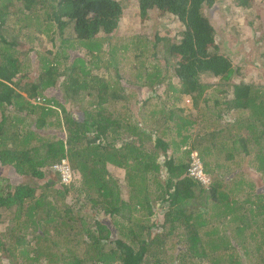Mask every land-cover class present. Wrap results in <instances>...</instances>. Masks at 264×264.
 I'll use <instances>...</instances> for the list:
<instances>
[{"label":"trees","instance_id":"obj_1","mask_svg":"<svg viewBox=\"0 0 264 264\" xmlns=\"http://www.w3.org/2000/svg\"><path fill=\"white\" fill-rule=\"evenodd\" d=\"M217 1L138 0L144 20L156 12L176 21L174 34L165 28V35L134 36L126 44L130 72L122 74L111 57V72L101 74L100 59L86 67L71 49L84 46V55L98 58L103 40L114 43L127 0H0V167L29 180L13 185L0 172V224L8 222L11 234L10 242L1 234L2 255L20 264H176L165 256L181 244L179 264H248L253 257L264 264L261 246L250 249L258 234L244 235L264 220V191L245 192L240 201L232 196L245 191L243 181L205 187L188 175L193 151L203 161L213 153H225V162L244 155L264 174V83L248 82L220 53L217 28L204 13ZM43 33L52 57L32 63ZM247 57L250 64L259 59L253 51ZM135 83L149 88L147 100L134 102ZM156 97L189 100L191 108L164 107L146 117ZM196 125L203 128L194 140ZM53 127L62 136L51 139ZM172 146L186 147L182 157H170ZM64 163L79 185L62 181L55 169ZM109 166L125 172L126 197ZM216 210L221 214H211ZM210 215L231 219L235 235L213 226L202 235Z\"/></svg>","mask_w":264,"mask_h":264},{"label":"rangeland","instance_id":"obj_2","mask_svg":"<svg viewBox=\"0 0 264 264\" xmlns=\"http://www.w3.org/2000/svg\"><path fill=\"white\" fill-rule=\"evenodd\" d=\"M126 5L127 6L124 8V14L120 20L119 31L117 32L116 37L113 40V42L117 44L102 39L103 43L101 44V48H100L101 52L98 53V58H93L90 55H84V53L88 52V50L84 46H82V48L78 47L75 49L74 48L71 49L73 53L76 54L75 57L82 59L84 61L86 67L93 62L97 64V60L100 59L101 63L99 65L102 69L100 73L102 74V72H106L105 74H109L111 71L109 69L105 71V65L107 64L108 60L112 57L117 59V62L118 61L121 62L120 65L119 63L115 65V66H119L120 72L122 74H128L132 67L131 53H133V49L131 51L132 44L131 45H126V44L129 43L134 36L152 37L155 33H160L161 31L164 32L163 34L162 33L161 34L165 35L166 33L165 28L170 30L172 32L171 36H173L176 26L175 23H177L176 21L169 23V24H173L171 26L168 23H166V21L164 20L162 21V19L159 18L158 15H155L156 12L154 11H153L154 13H150L149 18L147 20H144L140 15L138 0H127ZM204 13L217 28L218 32L216 36V44L218 45L220 53L224 54L227 57H230L234 67L239 66L242 69H244L243 74L245 75L246 79H248V82L254 83L256 85L264 83V0H244V1L218 0L213 8L206 10ZM37 24L38 23H35L32 26V28L29 30L33 32L36 29ZM166 24L168 25L164 27ZM51 33L52 32L50 31V34ZM232 33H234V36ZM47 37L48 34L43 33L42 36L44 40V43L42 44L43 47L41 50H39L40 55L33 57L32 63H35L36 60L40 58L50 59L52 57L47 53V51L52 50L53 44L48 42L49 37L48 38ZM56 38H57L56 40H58L57 42H59L60 38L59 37ZM112 45H115L116 50L113 49ZM124 46H128V47H124ZM252 51L254 52V55L259 56V59L255 57L254 63L250 64L246 62L249 59L247 57V54ZM245 57H246V61H245ZM140 62H143L142 58L138 60L137 64ZM147 62L149 61H146V64ZM244 62H246L245 65ZM70 64L71 62L69 61L68 65ZM62 70L63 68L61 67V71ZM209 78L210 77H208V79ZM234 81L238 82L236 80ZM138 86L139 85H137L136 83L135 85L131 86V88L135 89L136 91L133 97L134 102H136L138 98H142L144 101L147 100L149 97V88L142 89ZM208 94H211L212 96L220 95L215 92L213 93L211 90L208 92ZM166 101L156 97L155 99L152 100V102L150 101L151 103L146 107L143 114L147 117L148 114L153 110L160 112L161 109H163L164 107L168 108V110H171L172 108L178 109L182 107L187 109L190 108L191 105L187 101H185L183 105L174 104V103L167 104ZM78 107L79 106H76L71 109H73L74 112L77 113L79 111ZM159 115L160 113H157V116ZM227 121H229L228 118ZM196 126L200 130L197 129L196 127L193 128L194 140L196 138V135L197 134L199 135L203 128V126L202 127L199 125ZM48 133H50L51 139L53 134H59L62 136V134L60 133V129L55 127L50 128L46 132V134ZM176 141L179 142V139ZM189 144H192V142H190ZM173 149H175V151L169 152L170 157H174L175 159H178L179 157H182L183 153L186 150V147L183 146L179 150H177L174 146H172L171 150ZM213 154L214 155L211 157L204 158L205 159L204 161L201 160L203 166L205 165L204 163L207 162L210 164L209 167L212 176V182L222 181L226 186L228 185L229 187H233L232 185H230L231 180H232V184L240 183V181H243L241 188H243L245 191L237 194V196H232V197L240 201H243V199L239 197L245 198L243 194L245 192H250L256 195L264 191V174H262L259 170H257L258 164L257 162H255L254 159L246 158L244 155H241L240 157H236L233 162H225L226 160L225 153L222 154L213 153ZM160 159L162 160V162H164L165 160V158L161 156ZM186 159H187L186 157L183 158V160ZM109 170L111 174L117 180H119L120 186L123 187V195L126 197L128 193H127V188H125L126 186L125 172L113 166H109ZM0 172L3 174L4 177H6L9 180L8 182L13 185H18L22 182L29 181L27 177L17 175L14 172V170L9 167H5V168L0 167ZM46 178L48 179V177ZM75 182L77 183V185L80 184L79 180L78 181L75 180ZM250 184H254L255 187L253 189L249 188ZM68 186L70 187L71 185L68 183ZM70 200L71 199H68V202H70ZM247 207H248L247 209L250 208L249 205H247ZM216 212L219 211L218 210L212 211L211 214H214ZM255 213H257V210ZM153 219L158 220L160 223L163 221V217L160 214L154 216ZM257 220L258 222L254 224L252 228L250 227L251 229L247 228V231L244 233V235L248 237L252 232L258 234L256 236V239L252 240L250 243V249L254 250L255 252L260 246H261L260 250L261 249L264 250V226H263L264 220L263 218H258ZM14 222L15 221H11V224H13ZM210 224L215 227H218L220 230H222L225 227L224 225L222 226L217 225L214 217L210 219ZM8 226H9L8 222L7 223L4 222L0 224V237L2 234L3 236H5L4 238L6 239V241L8 240V242H10L11 234L8 232L9 229ZM228 226H229L228 230L226 229L223 231H225L228 235L231 236L235 235L236 227L232 225V223H230ZM209 228H211V226H209ZM18 229L19 228L16 225L15 226L16 236H19ZM258 231H262V232H258ZM261 235H263V237ZM50 242H48V244L45 245L43 244V246L47 247L51 245L49 244ZM64 246L65 243L62 242L60 248L64 249ZM182 249L183 246L181 244H179L178 246L175 245V247H170L166 253L167 257L165 256V258H167V263H169V261L174 262L175 260L176 264H179L180 263L179 256L181 255V252H183L180 250ZM172 255H174L173 256L174 259H172ZM256 258L258 257H253L251 259L249 258L247 263L254 264ZM183 260L185 261V264H188L185 259ZM10 262L15 264L16 263L20 264V259L18 257H14L11 255L4 256L2 255V252H0V264H9ZM206 264H215V263L207 262ZM216 264H231V263H228L226 260H224L221 263H216Z\"/></svg>","mask_w":264,"mask_h":264},{"label":"built area","instance_id":"obj_3","mask_svg":"<svg viewBox=\"0 0 264 264\" xmlns=\"http://www.w3.org/2000/svg\"><path fill=\"white\" fill-rule=\"evenodd\" d=\"M56 170L60 171L62 176V181L66 184L70 183L72 176L70 173V168L66 163L60 165ZM189 177L199 181L205 187H209L211 185V179L208 177L204 170L203 163L197 152L192 153L190 156V165L188 169Z\"/></svg>","mask_w":264,"mask_h":264},{"label":"crops","instance_id":"obj_4","mask_svg":"<svg viewBox=\"0 0 264 264\" xmlns=\"http://www.w3.org/2000/svg\"><path fill=\"white\" fill-rule=\"evenodd\" d=\"M187 102L189 103V104H191L190 103V101L189 100H187ZM190 108H191V105H190ZM190 108H187V109H190ZM195 127V126H194ZM210 176H211V173H210ZM211 178H212V176H211ZM220 213V212H219ZM221 214V213H220ZM212 217H214V219L216 220V224L217 225H219V226H222V225H224L225 227L222 229V230H220L218 227H215V226H213V225H210L212 228H216L217 230H220L221 232H223V230H228V228H229V223H228V221H229V219H225L224 217H222V215H220V217L219 216H215V215H212L211 216V218ZM222 222V223H221ZM212 223V222H211ZM226 223V224H225ZM207 229H210L209 227H207V228H202L201 229V232H202V235H204V231H206Z\"/></svg>","mask_w":264,"mask_h":264},{"label":"clouds","instance_id":"obj_5","mask_svg":"<svg viewBox=\"0 0 264 264\" xmlns=\"http://www.w3.org/2000/svg\"><path fill=\"white\" fill-rule=\"evenodd\" d=\"M195 152H197V151H193L192 153H195ZM191 156V155H190ZM189 162H190V157H189ZM67 164V163H66ZM189 165H190V163H189ZM56 170V169H55ZM70 170H71V168H70ZM204 170H205V165H204ZM58 171V170H57ZM60 172V171H59ZM206 174L208 175V177L211 179V182H212V178H211V176L206 172ZM62 177V176H61ZM73 183H75V181H72V179H71V181H70V185H72ZM213 183V182H212ZM65 185H67L68 186V184H66L65 183Z\"/></svg>","mask_w":264,"mask_h":264}]
</instances>
